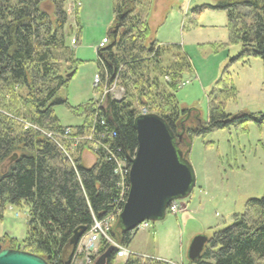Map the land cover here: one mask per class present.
Returning <instances> with one entry per match:
<instances>
[{
  "label": "trees",
  "instance_id": "16d2710c",
  "mask_svg": "<svg viewBox=\"0 0 264 264\" xmlns=\"http://www.w3.org/2000/svg\"><path fill=\"white\" fill-rule=\"evenodd\" d=\"M67 3L0 0V216L7 207L25 202L24 251L49 264H88L85 254L77 253L78 244L72 243L79 229L80 241L96 220L113 216L108 235L114 241L127 247L134 234L119 222L124 203L122 177L116 170L120 161L130 164L136 156L134 123L141 108L169 123L187 160L195 135L249 121L262 125L264 113H227L226 98L236 89L226 77L211 92L208 120L190 125L193 119L180 107L176 90L188 83L184 75L193 65L179 46L152 36L150 0H113L108 43L97 48L101 83L95 89L116 84L124 90L122 98L109 95L104 104L93 98L71 106L60 91L68 87L81 60L66 32ZM206 6L227 11L226 44H242L239 57L254 55L264 61V0H217ZM77 23L80 34L79 17ZM59 104L69 105L83 122L63 125L54 110ZM91 135L93 140L74 146L76 137ZM93 143L97 150H89L95 160L87 166L82 153ZM125 182L129 185L128 176ZM111 246L103 237L89 264L102 259L103 264H117L118 251L108 252ZM195 263L264 264V195L250 199L231 224L214 231L201 257L189 262ZM123 264L171 263L131 253Z\"/></svg>",
  "mask_w": 264,
  "mask_h": 264
},
{
  "label": "rangeland",
  "instance_id": "374dc122",
  "mask_svg": "<svg viewBox=\"0 0 264 264\" xmlns=\"http://www.w3.org/2000/svg\"><path fill=\"white\" fill-rule=\"evenodd\" d=\"M150 1L152 36L179 46L193 65V71L184 75L188 83L176 90L180 107L187 109L193 119L190 125L208 120L211 92L226 77L236 89L234 96L226 98L227 113H264V61L254 55L239 57L242 44H226L229 42L227 11L206 6L216 4L217 0ZM67 4L70 15L66 32L81 62L68 87L60 91V97L68 99L71 106L93 98L104 104L111 92L95 89V75L99 72L97 48L104 38H109L114 19L113 0H68ZM136 9L141 7L138 5ZM74 38H78L75 45ZM54 110L63 125L83 122V117L75 114L69 105L59 104ZM91 146L94 149L90 144L83 151L87 166L95 160L89 150ZM189 161L196 185L187 197L179 200L186 205L185 210L177 214L167 212L163 219L150 221L147 229L135 231L127 245L131 253L171 264H189L188 251L195 236L210 237L214 231L231 224L250 199L261 198L264 124L249 121L195 135ZM27 221L25 202L7 207L0 216V238L6 235L22 241L27 234Z\"/></svg>",
  "mask_w": 264,
  "mask_h": 264
},
{
  "label": "water",
  "instance_id": "95a60500",
  "mask_svg": "<svg viewBox=\"0 0 264 264\" xmlns=\"http://www.w3.org/2000/svg\"><path fill=\"white\" fill-rule=\"evenodd\" d=\"M68 76H72V73ZM134 127L138 149L136 156L131 159L128 199L119 215L124 231H135L144 221L163 219L171 202L187 197L196 185L190 161L184 158L185 153L176 141L173 129L162 116L155 113L140 114L135 119ZM179 138H182V134ZM81 234V229L76 231L72 239L74 247ZM208 240L209 237L205 235L193 238L188 251L191 261L201 257ZM114 250H117L116 246H111L108 252ZM0 264L49 262L20 248L2 249L0 245ZM96 264H103V259Z\"/></svg>",
  "mask_w": 264,
  "mask_h": 264
},
{
  "label": "built area",
  "instance_id": "2783aa9c",
  "mask_svg": "<svg viewBox=\"0 0 264 264\" xmlns=\"http://www.w3.org/2000/svg\"><path fill=\"white\" fill-rule=\"evenodd\" d=\"M106 42H108L107 38L103 39V43L101 44V47H103ZM73 45H75L77 42L75 41V39L72 40ZM101 83V76L97 73L95 75V86L98 87ZM105 90L108 92L110 91L111 95H113L114 98L116 99H121L123 94H124V90L121 87H118L116 84H114L113 86L109 87V88H105ZM107 94V93H106ZM149 112L147 111L146 108H141V114H148ZM71 129L70 128H66L65 129V133L66 134H71ZM92 135L88 136L87 138L85 137H76V143L74 144V146H78L81 145L82 143H85L86 140L91 141L92 139ZM93 140V139H92ZM93 147L95 150H97L98 145H96L95 143H93ZM130 168H131V162L130 164L127 162H119V166L118 169L116 171H118V173H120L121 177H122V181H121V187L122 189V202L126 203L127 199H128V195H129V191H130V180H129V185L126 184L125 180L128 176L129 178V174H130ZM124 208V206H123ZM123 208L119 209L118 211V215H120V213L122 212ZM186 205H184L183 203H181L179 200H174L171 202L170 206L168 207V212L177 214L179 211L181 210H185ZM113 216L110 218H107L106 220L103 221H99L96 220L91 228V230L89 231V233L87 235H85L84 237H82L78 243V247H77V253H84L85 257H86V263H90L91 262V256L93 254H96L98 249H96L97 244L100 242V240L104 237L107 239V241L110 243V245L112 246H116L117 248V257L118 258H126L128 257L131 252L127 249V247H124L122 245H120L119 243L115 242L109 235H108V230L110 227V222L113 220ZM150 226V222L149 221H144L143 223H141L137 229L135 231L138 230H145ZM134 231V232H135Z\"/></svg>",
  "mask_w": 264,
  "mask_h": 264
},
{
  "label": "flooded vegetation",
  "instance_id": "af4514ba",
  "mask_svg": "<svg viewBox=\"0 0 264 264\" xmlns=\"http://www.w3.org/2000/svg\"><path fill=\"white\" fill-rule=\"evenodd\" d=\"M16 238H12V237H7L6 235L4 237L0 238V245L2 247V249H17L20 248L23 250L22 247V241H19L18 239H16V244H14L13 240Z\"/></svg>",
  "mask_w": 264,
  "mask_h": 264
},
{
  "label": "crops",
  "instance_id": "0c3cea01",
  "mask_svg": "<svg viewBox=\"0 0 264 264\" xmlns=\"http://www.w3.org/2000/svg\"><path fill=\"white\" fill-rule=\"evenodd\" d=\"M70 11V10H69ZM83 156V155H82ZM125 261V258H119L118 260H117V263L118 264H120V263H122L123 264V262Z\"/></svg>",
  "mask_w": 264,
  "mask_h": 264
},
{
  "label": "bare ground",
  "instance_id": "6f19581e",
  "mask_svg": "<svg viewBox=\"0 0 264 264\" xmlns=\"http://www.w3.org/2000/svg\"><path fill=\"white\" fill-rule=\"evenodd\" d=\"M112 149V148H111ZM83 154V153H82ZM17 210V209H16Z\"/></svg>",
  "mask_w": 264,
  "mask_h": 264
}]
</instances>
